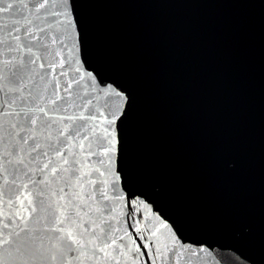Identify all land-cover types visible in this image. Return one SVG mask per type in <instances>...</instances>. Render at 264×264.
<instances>
[{
  "label": "water",
  "instance_id": "1",
  "mask_svg": "<svg viewBox=\"0 0 264 264\" xmlns=\"http://www.w3.org/2000/svg\"><path fill=\"white\" fill-rule=\"evenodd\" d=\"M13 2L0 0V9ZM23 2L28 7L24 9L21 5L17 19L30 16L43 0ZM72 3L71 18L75 23L72 34L78 33L76 62L71 68L66 64L64 69H55L57 73L68 72L60 77L59 95L74 101V106L68 109L70 115H79L85 105L88 109L83 113L85 116L98 115L97 109L106 115L110 110L122 114L112 126L117 146L112 153L110 172L106 171L108 158L89 128L91 152L97 155L91 156L90 167L85 171L91 172L93 180L104 182L97 183V187L106 188L107 197L100 198L85 177L83 189H75L82 195L79 198L66 195L61 203L71 200L79 205L80 216L71 210L78 223L97 234L103 230L116 239L113 247L118 246L117 252L111 254L117 256L120 264H264V0H72ZM50 10L44 8L39 12ZM6 24L12 26L11 14L0 11V40L7 37ZM21 28L19 43L27 44L23 25ZM73 42L66 40L69 47ZM30 43L38 56L52 50L41 48L40 40ZM53 47L60 50L59 45ZM6 49V44H0V61L23 54ZM67 55L70 53L61 52L56 61ZM48 60L52 57L48 56ZM41 63L43 59L37 60L33 67L41 72L51 71L47 65L40 69ZM76 68L80 71L75 72ZM88 73L95 77L94 81L87 79ZM3 74L10 75L6 70ZM74 76L85 79L79 85L73 83L69 93H64V82ZM46 80L54 82L55 76ZM27 83L28 88L21 94L7 91L8 80H0V87L4 88L0 91V113L12 100H15L12 107L17 110L24 104L31 106L29 90L43 96L47 103L54 84H49L45 93V83L38 76ZM105 90H115L121 95H107ZM21 95L28 99H19ZM88 100L92 104L88 105ZM49 115L54 119L59 116L51 112ZM18 119L0 116V124L4 125L0 129V259H6L7 264H22L16 248L29 234L21 228L39 227L34 219H28L25 225L16 215L21 208L18 185L27 183L29 177L23 175L27 171L23 165L6 163L11 157L5 152H14L13 144L17 148L20 145L8 135L4 121ZM96 123H100L99 119L67 120L56 127ZM104 127L106 124L100 123L99 135H103ZM52 135L55 143V130ZM79 143V137L68 141L69 146L77 145L72 149L76 152L81 151ZM88 143L84 141L81 160L89 155ZM32 144L29 141L25 152L20 153L25 163L31 159L26 153ZM44 150L41 148V153ZM100 160L104 163H99ZM17 174L20 179H16ZM29 176L37 181L42 178L39 171L34 175L30 172ZM62 185L64 180L57 179L51 189ZM33 187L29 184V189ZM39 188L46 193L50 191L48 185ZM70 188L71 183L65 186V192ZM89 194L96 198L90 199ZM51 199L54 203L58 196ZM22 215L27 219L31 213ZM91 238L85 233V242ZM5 239L9 243H3ZM138 246L148 255L137 253ZM92 247L86 249L83 264H110L104 253L97 252L93 257ZM157 250L159 259L154 255ZM118 252L125 255L120 257ZM35 264L49 262L37 260Z\"/></svg>",
  "mask_w": 264,
  "mask_h": 264
},
{
  "label": "snow or ice",
  "instance_id": "2",
  "mask_svg": "<svg viewBox=\"0 0 264 264\" xmlns=\"http://www.w3.org/2000/svg\"><path fill=\"white\" fill-rule=\"evenodd\" d=\"M59 3V9L57 4ZM22 8L26 9L28 5L23 2V0H14L13 3H8L6 8L0 9V11L9 12L12 17V26L4 25V28L8 30L7 37L0 40V44L7 45L8 52L21 53L22 55L16 56L11 55L7 59L0 61L3 64V69H0V80H8L7 91L18 92L23 94L24 89L28 88L27 81H35L38 76L41 81H44L45 87L43 91L48 93V85L54 84L51 93H48L47 103H45V98L41 95H34L32 90H29L28 96L32 99V104H24L18 110L12 106L15 104V100L9 101L8 108L5 109L0 116L3 117H19L18 120H5L4 123L8 125V135L12 140L16 141L20 145L19 148L16 144L12 147L14 152H5L6 156L11 157L6 161L7 164L23 165L27 171H23L24 176H28V182L18 185L21 189L20 195L17 199L20 202V210L17 211L16 215L20 216L24 220L25 225L28 223V219H34V224L39 227H34L29 229L27 226L21 228L22 232L28 233L26 240L17 246L16 252L19 253L17 259H19L22 264H35L37 260L48 261L49 264H74V261L83 264V258L87 256V248L92 245L93 257L97 252L104 253V256L108 258L110 264L115 262V264H120L116 255L111 253L117 252L116 239L107 232H102L97 234L94 229L85 228L83 224L78 223L73 216L71 210L74 209V215L80 216V207L75 205L71 200L66 203H61L64 201L66 195L75 196L79 198L82 192H76L75 189L80 187L83 189V181L85 177L88 178V183L93 186V191L98 193L100 198L107 197V189L101 190L97 187L98 182L91 178V172L85 171L86 168L90 167L91 156L97 155L95 152H91L92 141L89 137V128L91 129V134L95 136V142L102 147L103 154L108 158V164L106 165V171H111L112 153L116 150L117 141L112 134V126L120 118L122 113H118L115 110H110L109 114H105L103 111L97 109L98 115L96 113H89L85 116L83 113L88 111L87 106L82 107V111L79 115L68 114V109L74 106V101H70L66 96L59 95V90L61 88L60 77L68 75L67 71L56 72L55 69L59 67L64 69L67 64L69 68L75 63V49L77 48L78 33L73 36V30L75 28L74 19L71 18L73 3L72 0H43L42 3L35 6L36 11L31 13L30 16H21L17 19V16L21 13ZM50 8V11H45L40 13V9ZM39 21V23H36ZM21 25L24 27V37L23 39L29 41L27 44H21V36L19 33L22 31ZM43 33L42 37L39 35ZM8 37H11L9 40ZM40 40V47L51 51H45L43 56H38L32 51L30 41ZM66 40L74 41L69 47ZM16 42V43H14ZM59 45L60 50L56 51L53 46ZM61 52L70 53L67 56H61L60 60L57 62L56 57L60 56ZM25 55L29 58L25 60ZM48 56L52 57V60H48ZM34 57V58H33ZM44 60V63L39 65L40 69L47 68L51 71H37L33 65H36L37 60ZM7 71L10 75H4L3 72ZM80 69L76 68L75 72H79ZM48 76H55V81L46 80ZM84 76L73 77L71 81H65L63 85V92L69 93L72 88V84H80L84 80ZM88 80H95V77L91 73L87 74ZM4 88L0 87V91ZM106 91L107 95L120 96V92L111 90ZM88 95L87 92L84 93ZM56 98L53 99L52 97ZM21 100H27L28 97L21 95L19 97ZM63 101V103H61ZM87 104H92L91 100L87 101ZM48 105L53 107L49 108ZM118 107V106H117ZM11 109V110H9ZM59 114L58 118L54 119L49 113ZM42 114V115H41ZM99 119L100 123L106 124L103 128V135L98 134V129L100 128V123L85 126L83 124L73 128L71 125H66L64 128L56 127L67 120H87V121H97ZM4 125L0 124V129H3ZM55 130L56 137L55 143H53L52 132ZM21 133H25L21 136ZM20 139L17 140L16 138ZM64 137V140H61ZM80 138V143L78 145L80 152L73 151L76 148V144L68 145V141H76ZM29 141H33L30 148L27 149V155L31 157L28 163H25L24 156L20 153L25 152V145ZM84 141H89L87 144V150L89 155L83 160L79 157L83 151H85ZM106 142V143H105ZM46 144V147H45ZM45 150L41 153L40 149ZM37 153L36 156H32V153ZM47 158L46 160L44 158ZM71 158V160L69 159ZM99 163L103 164L104 161L100 160ZM36 164L35 169L31 168L29 165ZM36 171L42 174L40 180L33 179L29 176L32 172L33 175ZM93 171L100 172L99 169H93ZM67 173L68 176L64 174ZM100 175H105L104 172H100ZM113 175H117L113 173ZM16 179H20V175L17 174ZM64 180V185L59 186L57 189L52 190L51 184L55 181ZM117 179H119L117 175ZM7 183V181H5ZM16 183V180H13ZM71 183V188L68 192H65V186ZM29 184L35 186L29 189ZM39 185H48L50 191L46 193L43 189L39 188ZM112 190L116 191V180L112 181ZM44 197V199L36 200L33 197ZM58 196L53 203L52 197ZM22 197V198H21ZM90 199H95L96 197L89 194ZM118 199L120 197H117ZM27 201V204H25ZM39 211V214L37 212ZM22 212H30L31 215L25 219ZM43 222V223H42ZM95 223V221H93ZM7 227V225H5ZM78 229H83L82 231H77ZM39 232L41 235L33 236L32 233ZM45 233H52L58 235H44ZM85 233L88 234L91 239L86 242L84 240ZM17 237L20 236L19 232H16ZM119 239H123L120 237ZM47 241V243H45ZM99 242V243H98ZM3 243L7 244L9 241L5 239ZM111 250V251H110ZM140 255H148L146 252H141L138 246L135 250ZM159 252L154 254L157 259H159ZM69 254H72L71 259H69ZM120 257L125 255L124 252H118ZM139 257H136L138 259ZM0 264H7L6 259H0Z\"/></svg>",
  "mask_w": 264,
  "mask_h": 264
}]
</instances>
